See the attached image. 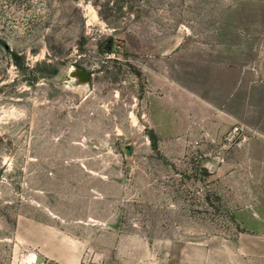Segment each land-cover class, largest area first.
I'll use <instances>...</instances> for the list:
<instances>
[{
    "label": "rangeland",
    "instance_id": "rangeland-1",
    "mask_svg": "<svg viewBox=\"0 0 264 264\" xmlns=\"http://www.w3.org/2000/svg\"><path fill=\"white\" fill-rule=\"evenodd\" d=\"M263 106L264 1L0 0V264H240Z\"/></svg>",
    "mask_w": 264,
    "mask_h": 264
},
{
    "label": "crops",
    "instance_id": "crops-1",
    "mask_svg": "<svg viewBox=\"0 0 264 264\" xmlns=\"http://www.w3.org/2000/svg\"><path fill=\"white\" fill-rule=\"evenodd\" d=\"M257 122L258 131L264 137V106L262 111L257 114ZM49 230H52L51 234L53 236L50 239L48 254L45 255L49 264H84V249L80 241H75L66 233L58 237L56 228ZM240 253L242 255L240 264H264V236H243ZM228 263L230 262L226 261V264Z\"/></svg>",
    "mask_w": 264,
    "mask_h": 264
},
{
    "label": "water",
    "instance_id": "water-1",
    "mask_svg": "<svg viewBox=\"0 0 264 264\" xmlns=\"http://www.w3.org/2000/svg\"><path fill=\"white\" fill-rule=\"evenodd\" d=\"M68 84L71 88H76L82 85H88L91 81V74L80 68H72L68 74Z\"/></svg>",
    "mask_w": 264,
    "mask_h": 264
},
{
    "label": "built area",
    "instance_id": "built-area-1",
    "mask_svg": "<svg viewBox=\"0 0 264 264\" xmlns=\"http://www.w3.org/2000/svg\"><path fill=\"white\" fill-rule=\"evenodd\" d=\"M237 131H238V128H235V129H234V132H237Z\"/></svg>",
    "mask_w": 264,
    "mask_h": 264
}]
</instances>
